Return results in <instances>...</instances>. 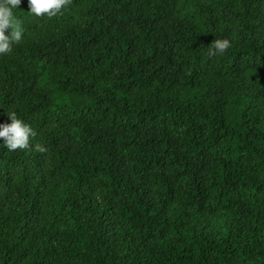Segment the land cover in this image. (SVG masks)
Returning <instances> with one entry per match:
<instances>
[{
    "label": "trees",
    "instance_id": "obj_1",
    "mask_svg": "<svg viewBox=\"0 0 264 264\" xmlns=\"http://www.w3.org/2000/svg\"><path fill=\"white\" fill-rule=\"evenodd\" d=\"M19 8L0 123L34 135L0 143V264H264V0Z\"/></svg>",
    "mask_w": 264,
    "mask_h": 264
},
{
    "label": "clouds",
    "instance_id": "obj_2",
    "mask_svg": "<svg viewBox=\"0 0 264 264\" xmlns=\"http://www.w3.org/2000/svg\"><path fill=\"white\" fill-rule=\"evenodd\" d=\"M20 0H0V55L10 54L15 45L22 41V26L15 14L19 8ZM28 13L35 17L52 18L62 14L69 0H28ZM8 30L7 34L5 31ZM231 47L227 38H215L208 55L215 56L223 54ZM10 122L0 123V143L9 151L26 149L34 135L33 129L20 119L15 112L7 113Z\"/></svg>",
    "mask_w": 264,
    "mask_h": 264
}]
</instances>
